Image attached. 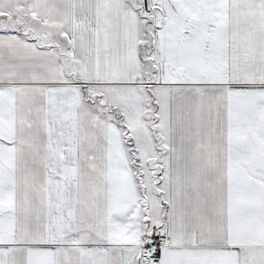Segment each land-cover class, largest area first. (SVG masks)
Instances as JSON below:
<instances>
[{"label": "snow or ice", "instance_id": "1", "mask_svg": "<svg viewBox=\"0 0 264 264\" xmlns=\"http://www.w3.org/2000/svg\"><path fill=\"white\" fill-rule=\"evenodd\" d=\"M0 264H264V0H0Z\"/></svg>", "mask_w": 264, "mask_h": 264}]
</instances>
